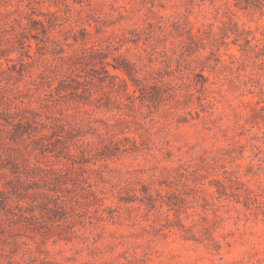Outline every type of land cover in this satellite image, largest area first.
<instances>
[{
    "label": "rangeland",
    "instance_id": "374dc122",
    "mask_svg": "<svg viewBox=\"0 0 264 264\" xmlns=\"http://www.w3.org/2000/svg\"><path fill=\"white\" fill-rule=\"evenodd\" d=\"M264 0H0V264H264Z\"/></svg>",
    "mask_w": 264,
    "mask_h": 264
},
{
    "label": "trees",
    "instance_id": "16d2710c",
    "mask_svg": "<svg viewBox=\"0 0 264 264\" xmlns=\"http://www.w3.org/2000/svg\"><path fill=\"white\" fill-rule=\"evenodd\" d=\"M250 50L253 51L254 53L258 50L259 52L264 51V46L263 45H256V46H249Z\"/></svg>",
    "mask_w": 264,
    "mask_h": 264
}]
</instances>
